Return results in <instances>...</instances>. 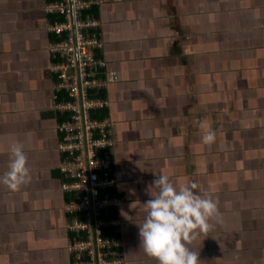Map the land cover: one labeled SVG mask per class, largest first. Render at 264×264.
<instances>
[{"label":"crops","instance_id":"obj_1","mask_svg":"<svg viewBox=\"0 0 264 264\" xmlns=\"http://www.w3.org/2000/svg\"><path fill=\"white\" fill-rule=\"evenodd\" d=\"M47 1L0 0V176L13 142L30 169L18 191L0 185V264H72ZM98 2V55L119 76L98 115L112 123L124 264H156L138 225L159 175L218 202L220 222L190 246L202 264H264V0Z\"/></svg>","mask_w":264,"mask_h":264},{"label":"built area","instance_id":"obj_2","mask_svg":"<svg viewBox=\"0 0 264 264\" xmlns=\"http://www.w3.org/2000/svg\"><path fill=\"white\" fill-rule=\"evenodd\" d=\"M98 3L48 0L44 7L51 18L46 29L55 38L50 51L59 59L52 66L54 109L63 117L57 124L64 137L59 148L70 155L64 167L70 180L62 188L69 196L63 210L71 222L67 231L74 237L68 245L72 264H124L120 201L111 193L112 123L98 115L107 105L102 92L119 76L109 72L97 54L101 39L90 10Z\"/></svg>","mask_w":264,"mask_h":264},{"label":"clouds","instance_id":"obj_3","mask_svg":"<svg viewBox=\"0 0 264 264\" xmlns=\"http://www.w3.org/2000/svg\"><path fill=\"white\" fill-rule=\"evenodd\" d=\"M215 141L216 133L209 126L202 143L210 146ZM27 163L23 144L13 142L8 170L0 176V185L18 191L30 179ZM149 189L151 198L142 205L145 216L138 225L144 254L156 264H202L200 253L190 246L210 231L212 221L220 222L218 202L206 192H198L197 183L177 185L168 175L156 176Z\"/></svg>","mask_w":264,"mask_h":264},{"label":"trees","instance_id":"obj_4","mask_svg":"<svg viewBox=\"0 0 264 264\" xmlns=\"http://www.w3.org/2000/svg\"><path fill=\"white\" fill-rule=\"evenodd\" d=\"M89 32L91 33V32H93V30H90ZM97 54H98V52H97ZM104 93H105V92H102V95H103Z\"/></svg>","mask_w":264,"mask_h":264},{"label":"flooded vegetation","instance_id":"obj_5","mask_svg":"<svg viewBox=\"0 0 264 264\" xmlns=\"http://www.w3.org/2000/svg\"><path fill=\"white\" fill-rule=\"evenodd\" d=\"M69 255V254H68Z\"/></svg>","mask_w":264,"mask_h":264}]
</instances>
